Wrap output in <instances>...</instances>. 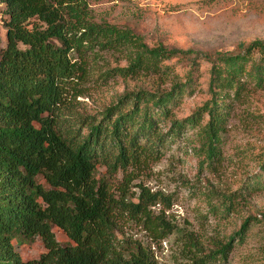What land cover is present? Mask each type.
Instances as JSON below:
<instances>
[{"label":"trees","instance_id":"1","mask_svg":"<svg viewBox=\"0 0 264 264\" xmlns=\"http://www.w3.org/2000/svg\"><path fill=\"white\" fill-rule=\"evenodd\" d=\"M95 1L0 0L6 28L0 47V264H159L124 228L137 223L157 240L166 238L175 229L151 208L170 201L134 184L132 172L161 159L187 128H198L196 157L211 168L221 156L229 96L240 94L244 78L264 83V40L237 53L150 45L129 28L92 20ZM256 1L248 0L263 10ZM107 49L124 53L120 77L149 71L172 76L171 86L153 83L102 108L80 107L78 97L92 79L90 62ZM203 64L207 97L178 118L175 110L194 93ZM260 170L240 194L264 187V155ZM238 194L221 195L213 210L229 214ZM250 223L247 218L226 240L189 236L183 252L190 264L224 262L233 240H246ZM55 228L69 238L66 244ZM36 238L45 251L26 259L20 248Z\"/></svg>","mask_w":264,"mask_h":264},{"label":"rangeland","instance_id":"2","mask_svg":"<svg viewBox=\"0 0 264 264\" xmlns=\"http://www.w3.org/2000/svg\"><path fill=\"white\" fill-rule=\"evenodd\" d=\"M97 0L92 7V20L129 28L144 37L150 45L163 43L169 48L198 52L223 51L237 53L253 40H264L263 10L252 8L248 0ZM6 28L0 25L1 46L5 45ZM99 50V49H97ZM100 58L90 62L92 79L85 94L78 97L80 107L102 108L114 97L138 87L151 88L153 83L168 88L172 76L140 71L120 77V66L127 65L124 53L113 49L100 51ZM208 65L203 64L194 93L175 110L178 118L190 115L207 94ZM172 81V82H171ZM238 96H229L232 109L222 133L221 156L210 167H201L196 157L198 128H187L172 142L164 156L142 165L132 172L134 184L152 193H163L166 199L152 206L175 229L157 240L137 223L126 225V235L150 250L159 264H190L183 252L189 236L200 240H226L241 224L251 219L246 240L233 246L224 262L214 264H264V187L243 190L250 179L261 172L264 155V83L244 78ZM237 192L229 214L215 212L221 195ZM245 192V193H244ZM58 240L69 238L58 228ZM182 233H186L185 235ZM26 259H35L45 251L39 239L20 248Z\"/></svg>","mask_w":264,"mask_h":264},{"label":"built area","instance_id":"3","mask_svg":"<svg viewBox=\"0 0 264 264\" xmlns=\"http://www.w3.org/2000/svg\"><path fill=\"white\" fill-rule=\"evenodd\" d=\"M2 13H3V4L0 2V20L2 18Z\"/></svg>","mask_w":264,"mask_h":264}]
</instances>
